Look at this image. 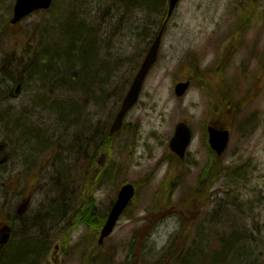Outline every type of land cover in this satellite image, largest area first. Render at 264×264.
Here are the masks:
<instances>
[{"label":"rangeland","instance_id":"374dc122","mask_svg":"<svg viewBox=\"0 0 264 264\" xmlns=\"http://www.w3.org/2000/svg\"><path fill=\"white\" fill-rule=\"evenodd\" d=\"M15 1L0 0V223L14 221L21 206L19 218L38 232L37 241L22 240L15 225L0 264L22 251L24 264L33 255L34 264H52L63 234L52 241L49 219H57L54 232L70 234L61 264H264V0H179L139 98L105 151L104 132L167 0H53L12 24ZM83 27L100 42L86 65L75 59ZM185 80L177 96L174 86ZM76 116L79 125L67 123ZM178 121L192 132L182 159L169 148ZM212 123L230 131L220 156L207 140ZM203 171L217 173L206 205L190 214L185 192ZM125 183L134 197L94 252L91 224L64 223L81 202L95 203L104 218Z\"/></svg>","mask_w":264,"mask_h":264},{"label":"water","instance_id":"95a60500","mask_svg":"<svg viewBox=\"0 0 264 264\" xmlns=\"http://www.w3.org/2000/svg\"><path fill=\"white\" fill-rule=\"evenodd\" d=\"M178 0H169L168 3V13L167 16L171 14L173 8L175 7ZM51 0H17L13 9L12 23H16L24 16L28 15L36 9L48 8ZM161 32L154 39L150 45L138 71L136 72L131 85L126 92L120 107L110 125L109 134L112 135L117 132L123 123L125 114L137 101L139 92L141 90L143 81L149 71V69L154 64L157 58V51L160 43ZM189 82H179L175 86V92L177 95L181 96L187 89ZM19 88V86L17 87ZM15 89V93L17 92ZM191 133L189 127L184 122L177 123L175 127V132L170 139L169 146L173 152H175L180 158L185 154V150L190 142ZM229 139V131L227 129H219L213 126L208 127V143L211 149L219 156L225 149ZM1 146H0V162H4L5 156L1 157ZM135 193V188L131 183L123 184L118 190L116 200L112 204L110 211L108 213L107 219L103 224L100 235L98 238V243L102 244L103 240L111 234L113 228L122 214L123 210L126 208L130 200L133 198ZM8 240V233H3L0 236V245H3Z\"/></svg>","mask_w":264,"mask_h":264},{"label":"flooded vegetation","instance_id":"af4514ba","mask_svg":"<svg viewBox=\"0 0 264 264\" xmlns=\"http://www.w3.org/2000/svg\"><path fill=\"white\" fill-rule=\"evenodd\" d=\"M99 20H100V18H99ZM97 29H100V27ZM95 40H96L97 44L100 43L98 41L97 37H95ZM27 200H28V198L25 199L26 202H27ZM52 211H53V209H52ZM16 214L18 215V217L15 218L14 221L9 222V220H8V221H5V222L3 221L0 223V235L2 234V232H8L9 233V239H10L11 236L14 235L15 228H16L15 225H19L20 227H19L18 231L20 233V235H19L20 238L22 240H24V239L34 240L35 238L33 237V235H37L36 232H38V228H37L38 226L36 225V223H34L31 220H23V219L19 218L20 215L18 214V211H16ZM106 215H107V213H106ZM76 219H77V221H76ZM104 220L105 219L102 218L101 214H99L98 208L95 205V203H91L89 206L88 205L85 206V209H84L83 208V202H81V203H79L78 208L74 210V212L72 214V219H68V221L66 223H64L65 224L64 226L70 225L72 230H74V229H77L82 224H91L96 231V237H97L96 245L91 247L92 251L95 252L96 250L100 249V247L102 245V244L98 243V238H99L100 230H101V227L104 223ZM49 221L52 222L49 225V227H50L49 232L52 233V241H53L54 235L58 236L60 234H63L61 243H58V244L63 245V248H62L63 251L58 253L61 249L59 248L58 245H55L54 246V252L51 255L52 264H61V263H63L64 256L67 254V253H65V249L67 248V240L69 239L70 234L65 232L62 228L61 229L59 228L57 232H54L55 227H54L53 223L55 221H57V219H49ZM47 240H49V238H47ZM35 241H37V239H35ZM6 244L4 246H0V252L3 250V248L6 246ZM73 246H77V242ZM35 251H37V249ZM6 253H8V252H5L3 254V256H1L0 258H3ZM36 258H37V256L35 257V255H33L32 259L30 260V263H28V264H34L36 261Z\"/></svg>","mask_w":264,"mask_h":264},{"label":"trees","instance_id":"16d2710c","mask_svg":"<svg viewBox=\"0 0 264 264\" xmlns=\"http://www.w3.org/2000/svg\"><path fill=\"white\" fill-rule=\"evenodd\" d=\"M145 1V0H144ZM147 1H150V4H153L154 3V0H147ZM147 4V3H146ZM72 16H74L72 14V12L70 13V16L67 17V20L65 23H64V26L63 28L65 29L64 31H66L67 29V25H69L72 21H73V18ZM71 21V22H69ZM92 37L94 36L95 32L92 31ZM91 32L90 31H86L85 32V36H84V39H82L81 36H79V40H81L83 43L80 44V46L78 45V54L76 55L75 59H76V62H80V63H83V65H86L88 62L90 63V59L93 58V53L96 52V48L92 45L93 44V39L91 41V43L89 44L87 42V40L89 39V37L91 36ZM68 37L70 35H67ZM67 37V38H68ZM102 81V78H100L98 80V82H101ZM97 82V83H98ZM107 83V82H106ZM110 87H112V84H110ZM113 89H115V86L113 85ZM105 92L106 90L104 88H102L101 90V98H104L105 97ZM100 95V94H99ZM75 107H73V105L71 104V106L68 107L67 109V112H65V115L66 114H71L72 111L74 110ZM66 110V108H65ZM64 115V116H65ZM69 122L67 123H71L73 125H79V120H78V117H72V118H69ZM81 129H84V127L81 126ZM81 133L83 134V131H81ZM111 139V136L108 135V131L104 132V137H103V140H102V145L104 147V145L107 144L108 140ZM104 151L106 150L105 147L103 149ZM96 154H94L93 156H95ZM92 161V160H91ZM215 173H217V171H215ZM214 172H210V174H206L205 171L202 172L201 174V180L197 183V185L195 187H193L192 189H188V192H185V198H188V203H192V204H189V206H187L186 208V211L189 212L190 214L193 213L194 211V208H198V206H202L205 204L206 202V196H209L210 193H209V189L211 187V184H212V178L214 177V175H216ZM213 176V177H212ZM206 180V182L204 183V180ZM203 186V188H201ZM164 191H163V195H164V198L163 200L166 201V194H167V191H168V187L167 185H165L164 187ZM160 203H163L162 201H159ZM25 252L22 251V253L18 256L15 257V255H13V259L10 261V263L8 264H24L26 263V261H23L24 258H25Z\"/></svg>","mask_w":264,"mask_h":264}]
</instances>
